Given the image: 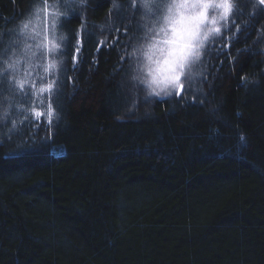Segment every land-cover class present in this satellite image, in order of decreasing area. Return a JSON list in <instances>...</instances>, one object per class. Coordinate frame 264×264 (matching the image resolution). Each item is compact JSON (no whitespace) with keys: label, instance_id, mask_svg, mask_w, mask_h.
<instances>
[{"label":"trees","instance_id":"obj_1","mask_svg":"<svg viewBox=\"0 0 264 264\" xmlns=\"http://www.w3.org/2000/svg\"><path fill=\"white\" fill-rule=\"evenodd\" d=\"M37 1L0 0V264H264V5L230 0L180 96H129L122 43L170 0H39L59 45L29 63L12 39Z\"/></svg>","mask_w":264,"mask_h":264},{"label":"rangeland","instance_id":"obj_2","mask_svg":"<svg viewBox=\"0 0 264 264\" xmlns=\"http://www.w3.org/2000/svg\"><path fill=\"white\" fill-rule=\"evenodd\" d=\"M173 3H178V1L177 0H170L169 2L167 1L166 5L162 6L158 10V11H164L163 15L159 16L160 22H156L153 28L152 29L150 28L147 33H145L144 30L140 31L141 28L145 27V23H146V19H142V16H141L140 25L138 24V26L140 27L138 30V33L132 34L130 32V35H129V37H131L132 39L137 40L136 44H134L133 49L130 47L128 41H124L122 43L124 45V49L127 51V55L129 56V62L123 64V66H125V69L126 70L128 69V71L123 77V80L121 82L119 81L118 83L123 93L127 95L129 94V96H132V94L133 95L136 94L139 89L138 83L140 80L143 83L147 84L148 87L146 89H149L150 91H152L151 93L155 95H157V93H159V95L170 93L171 90L175 88L174 85L170 84V82L172 81H170L169 79L173 75V73L170 69V66L165 64V60L168 59V53L171 50L172 45H168L164 43V41H167L173 38L172 26L166 20V17L170 15L168 6ZM41 4L42 3L38 0L36 2L35 7L31 8L30 13H32V16L28 20L24 21V27L27 22H29L30 24L28 27L27 26L25 27V29L29 31L28 35H26V32H22L24 35V38H22L23 37L22 34H17L14 31V38L12 39L13 45H15L17 41L19 42L18 50L20 51V56L24 58L26 61H28L29 63L34 62L36 59H39V61H42L49 54L56 52V45L58 44L57 42L58 38L56 36H53V34L49 31V28L47 26H43L44 27L43 29L41 28L38 29L31 22V19L41 9ZM222 15H223L222 10H219V9L210 10L209 21L206 25L203 26L202 32H201L202 44L198 50L201 52L202 55L197 59L189 61V63L187 64L185 68L184 76H185V73L188 75L191 69H193L197 65L198 62H202L204 57H206L208 61L207 56L212 55V54L204 55L205 48L206 46H209L210 44L209 42L212 41L217 36L216 35L217 33L215 32L209 33L206 39L204 38L203 33L206 32L208 28H215V27L220 26L221 23L224 26L227 20L229 19V17L225 19H221L220 17ZM134 16H137V17L134 18ZM138 18H139V13L133 12L129 14V16L124 21V23L127 25H130L132 24V22H135V20H137ZM213 18H215L217 21L215 25L211 23V20ZM112 23L113 22L105 24V26L108 25V27H106L108 29L107 31L108 33H110L113 30ZM96 26H97L96 27L97 29L102 28L98 24H96ZM161 28H164L163 32L160 31ZM45 30H46V33H45ZM111 36L112 35L107 37V39L111 38ZM18 37H21L23 40L18 39ZM135 37H137V39ZM143 37L145 38L144 47L140 48L141 39ZM156 40H160L161 43L157 45V47L155 48H150V45L155 44ZM51 46H52V49H50ZM48 60H49V57H48ZM2 61L3 60L1 59V62ZM34 66L36 68H40V69L42 68V64L38 62H36ZM63 66H64V62L56 61L51 68L50 80L52 81L53 87L55 84L54 81L55 79H57L54 76V74H58V78H59L61 74L60 72ZM0 72L4 73L3 69H0ZM2 73H0L1 77H3ZM7 82L8 84H10L12 80L9 78ZM81 88L82 87H80L79 89ZM36 89H37V92L40 91L37 88V86H36ZM70 92H71V89H70ZM85 94L86 93L78 94L77 97L79 100H77L78 102L76 104L83 103V98H86ZM11 99H12L11 96H8V95H2V97H0V111L2 109L4 110L5 108H7V106L9 107L12 104ZM128 109L130 108L128 107ZM135 115L136 114H134L133 116ZM62 121L64 120L62 119ZM19 137H21V134L17 138Z\"/></svg>","mask_w":264,"mask_h":264},{"label":"snow or ice","instance_id":"obj_3","mask_svg":"<svg viewBox=\"0 0 264 264\" xmlns=\"http://www.w3.org/2000/svg\"><path fill=\"white\" fill-rule=\"evenodd\" d=\"M62 2L65 3L67 7L72 8L74 0H62ZM259 3L264 5V0H259ZM137 7L139 8V5ZM144 7L149 8L150 10L149 4L145 3ZM168 7L170 15L166 17V20L172 26L173 38L164 41L165 44L172 45V48L168 53V59L165 60V64L170 66L173 75L169 79L175 84H178V89L175 94L180 96L184 92V85L179 82L184 77L187 64L190 60L197 59L202 55L198 50L202 44L201 32L203 26L209 21L210 10H222L223 15L220 18L225 19L230 16L231 3L230 0H180L179 3H173ZM72 10L74 11L75 9L72 8ZM216 22L215 18L211 20L213 25H215ZM65 23H67V21H65ZM232 28H235V23L232 24ZM160 31L163 32L164 28H161ZM212 32L219 34L222 30L219 27L208 28L207 31L203 33L204 38L206 39L208 34ZM123 34L127 35L126 32ZM160 43V40H156V43L150 45V48H155ZM107 46V42L99 41L97 50H99V47L106 48ZM74 51L79 54L82 51V48L76 46ZM205 55H207V53H205ZM75 60L76 57L73 56V61ZM9 67L11 66L9 65ZM45 71H48V69H45ZM0 83H2V81H0ZM52 89V84H49L47 89H41L42 92L46 91L49 93V107H51L50 94ZM157 95H159V93H157ZM38 115L42 114L38 113ZM50 123L51 118L49 117V124Z\"/></svg>","mask_w":264,"mask_h":264}]
</instances>
